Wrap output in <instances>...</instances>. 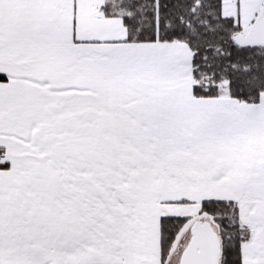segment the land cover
I'll list each match as a JSON object with an SVG mask.
<instances>
[{"label":"snow or ice","instance_id":"snow-or-ice-1","mask_svg":"<svg viewBox=\"0 0 264 264\" xmlns=\"http://www.w3.org/2000/svg\"><path fill=\"white\" fill-rule=\"evenodd\" d=\"M0 264H264V0H0Z\"/></svg>","mask_w":264,"mask_h":264}]
</instances>
